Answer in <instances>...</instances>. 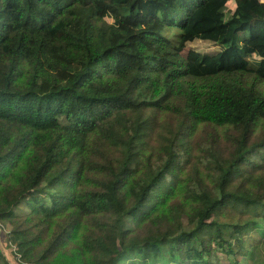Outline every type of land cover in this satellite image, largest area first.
Returning <instances> with one entry per match:
<instances>
[{
  "label": "trees",
  "instance_id": "obj_1",
  "mask_svg": "<svg viewBox=\"0 0 264 264\" xmlns=\"http://www.w3.org/2000/svg\"><path fill=\"white\" fill-rule=\"evenodd\" d=\"M263 226L260 0H0L16 264H257Z\"/></svg>",
  "mask_w": 264,
  "mask_h": 264
},
{
  "label": "rangeland",
  "instance_id": "obj_2",
  "mask_svg": "<svg viewBox=\"0 0 264 264\" xmlns=\"http://www.w3.org/2000/svg\"><path fill=\"white\" fill-rule=\"evenodd\" d=\"M262 4H264V0H261ZM180 47L182 50V54L184 56L186 55H193L198 53H214L219 50V48L214 45L213 43H206L202 41H192V42H180ZM198 52V53H197ZM259 233L253 234L252 238L253 240H257L258 238H261L260 242L257 244L259 249V255H258V263L257 264H264V226L261 227L259 230H257ZM6 233L7 228L0 227V250L3 251V253L7 256V258L10 260L12 264H16L15 260L11 256V250L6 248ZM14 251V250H13ZM240 263L245 264L244 259H240Z\"/></svg>",
  "mask_w": 264,
  "mask_h": 264
},
{
  "label": "crops",
  "instance_id": "obj_3",
  "mask_svg": "<svg viewBox=\"0 0 264 264\" xmlns=\"http://www.w3.org/2000/svg\"><path fill=\"white\" fill-rule=\"evenodd\" d=\"M260 2H262V1L260 0Z\"/></svg>",
  "mask_w": 264,
  "mask_h": 264
}]
</instances>
